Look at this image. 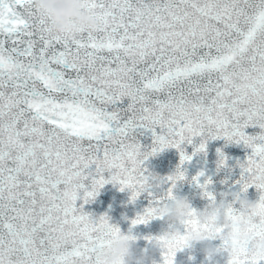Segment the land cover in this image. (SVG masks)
<instances>
[{"label": "snow or ice", "instance_id": "1", "mask_svg": "<svg viewBox=\"0 0 264 264\" xmlns=\"http://www.w3.org/2000/svg\"><path fill=\"white\" fill-rule=\"evenodd\" d=\"M87 2L100 27L69 35L53 33L33 0H0V264H96L119 228L83 205L109 182L135 200L152 180L149 156L175 147L183 164L181 144L205 133L251 148L238 183L261 192L252 231L264 236V0ZM139 129L152 131L150 151ZM183 243H169L162 264Z\"/></svg>", "mask_w": 264, "mask_h": 264}, {"label": "water", "instance_id": "2", "mask_svg": "<svg viewBox=\"0 0 264 264\" xmlns=\"http://www.w3.org/2000/svg\"><path fill=\"white\" fill-rule=\"evenodd\" d=\"M128 102L125 99L123 104L118 106L124 107ZM157 131L160 130L157 129ZM244 131L247 135H256L262 130L258 127H247ZM135 136L142 145V150H151L153 146L151 130L139 129ZM202 142H206L205 149L197 151ZM180 147L186 155L191 156V160H186L181 164L180 150L169 147L149 156L144 161V167L148 172L163 180L158 192L149 187L141 192L135 200H132V193L129 189L121 191L119 184L109 182L99 189L93 199L83 205L84 212L91 214L94 219L106 214L110 218L111 224L117 226L122 232L137 238V247L140 250L151 248L152 239L163 234L169 228V223L166 220L154 218L147 223L133 225L132 220L143 215L147 208L156 206L157 201L160 202L166 198L169 188L172 189L173 195L187 197L196 210H202L210 202L204 195L205 189L199 186L205 184L206 181H210L207 184V191L217 199L222 191L245 194L253 201L260 198L261 192L254 185L244 191L242 184L238 183L242 174L240 165L246 163L247 158L251 155V148L246 147L242 142H228L224 138L210 139L205 133L204 136L193 137L192 143L184 142ZM222 158H225L224 164H221ZM178 171L184 173V179L176 181L175 186L172 187L167 178L177 175ZM103 175L107 179L111 173L105 171ZM84 184L88 190H91V178L85 180ZM81 195H83V191ZM80 203L82 201H77L78 205ZM236 207L239 206L236 205ZM179 229L181 232L185 231L182 225L179 226ZM212 243L219 245L221 242L217 239ZM154 259L158 264H162L163 256L156 252ZM175 260L176 264H209V261L205 259L202 245L178 252ZM227 260V254L219 255L215 257L214 264H227Z\"/></svg>", "mask_w": 264, "mask_h": 264}, {"label": "clouds", "instance_id": "3", "mask_svg": "<svg viewBox=\"0 0 264 264\" xmlns=\"http://www.w3.org/2000/svg\"><path fill=\"white\" fill-rule=\"evenodd\" d=\"M33 8L47 17L48 27L53 33L72 35L81 28L94 32L100 27L99 20L87 10V0H33ZM149 175L152 177L149 187L158 192L163 180L152 173ZM209 201L202 210H196L187 197L167 195L156 204L155 217L166 220L169 228L152 239L151 248L138 250L137 238L119 229L108 238L103 248L97 250L96 264H158L154 254L168 251L167 245L178 237H183L184 243L171 250L172 264H176L178 252L193 249L196 245L203 246L209 264H214L215 257L223 254H227V264L230 258L241 252L250 257H264V236L252 231L259 199L253 201L245 194L222 191L219 199L214 196ZM190 217L198 227H186ZM181 225L184 232L179 229ZM217 239L221 243L214 245L212 242Z\"/></svg>", "mask_w": 264, "mask_h": 264}]
</instances>
